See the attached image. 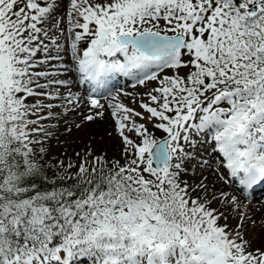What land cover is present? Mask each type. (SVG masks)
<instances>
[{"label":"snow or ice","instance_id":"snow-or-ice-1","mask_svg":"<svg viewBox=\"0 0 264 264\" xmlns=\"http://www.w3.org/2000/svg\"><path fill=\"white\" fill-rule=\"evenodd\" d=\"M81 105L119 155L90 132L46 159L45 121ZM261 187L264 0H0V264H264Z\"/></svg>","mask_w":264,"mask_h":264},{"label":"rangeland","instance_id":"rangeland-1","mask_svg":"<svg viewBox=\"0 0 264 264\" xmlns=\"http://www.w3.org/2000/svg\"><path fill=\"white\" fill-rule=\"evenodd\" d=\"M132 83H130V89L129 86H122L121 89L124 91L131 92L133 91ZM154 86L153 84H150L149 87ZM137 91H144L143 88H137ZM62 91H67L66 89H62ZM75 92V91H74ZM101 96L107 95L106 94H100ZM125 103H130L129 98H124ZM53 103L57 105L64 104V101L57 100ZM55 113L58 115L55 116L53 119L45 121V126L49 128L50 135L47 139L44 141V147L47 149L46 153V159L55 161L57 158L60 159H66L70 157L73 161H75L76 157L73 155L74 151H79L83 147V143L87 142L88 134L92 132L89 130L90 127L85 126L82 130H78L75 127V124L80 123L82 116L85 114L83 111H68L65 114L63 107H55L53 109ZM83 113V114H82ZM79 115V116H78ZM118 143L119 141L117 139L110 138L106 136L105 139L100 140L99 137L95 141H93V147L94 148H104L108 151L109 156H118ZM119 147V146H118ZM66 154V156H65ZM202 156L205 157L206 160L215 159L216 163H219V158L213 156L210 152L204 153L202 150L200 152ZM195 165V162H193ZM195 175H190L189 182L190 183H196L198 182L202 177H205V172H209L208 176H211L213 179H216L215 187L217 190L223 189L224 191H234V189L228 187L224 183V181L220 180L217 181L216 176L214 175V168H201L199 166H196L194 168ZM209 184L211 185L213 182H210L208 180ZM239 195V193H236ZM264 197V191H260L259 194H256V199L252 200L253 205L251 207L253 208V214H255L256 209L259 208V206H262L261 204V198ZM217 205L214 203L213 207H216ZM257 220H259V216L256 217ZM239 220L238 216H234L232 214L229 215V225L230 227L235 228L237 222ZM246 230H247V236L249 239H254V242L259 245L260 243L264 242V232H262L258 227L254 228L251 222L246 224Z\"/></svg>","mask_w":264,"mask_h":264},{"label":"bare ground","instance_id":"bare-ground-1","mask_svg":"<svg viewBox=\"0 0 264 264\" xmlns=\"http://www.w3.org/2000/svg\"><path fill=\"white\" fill-rule=\"evenodd\" d=\"M121 78H123V81H119ZM131 81L128 79V78H124V77H118L116 80L112 81L111 85H110V91H113L115 92L116 90L118 89H121L122 87V84L124 86H129V89H130V83ZM123 86V87H124ZM89 86L87 85H81L79 86V88H73L72 91H75V92H84V90L86 88H88ZM132 88V87H131ZM106 94L107 92H104L103 90L100 92V94ZM84 110V111H83ZM78 111H83V113L87 114V107L86 106H79V110ZM82 113V114H83ZM79 116V115H78ZM89 128V130H91L92 132L96 133L97 134V137H100V136H103V139L106 138V131H109L110 130V126H111V121L110 119L105 118L104 121H96L95 123L93 124H90V125H87ZM159 135V134H158ZM118 146H119V143H118ZM117 146V148H119ZM209 172H205L204 176L208 178V180H210V182H216V179H213L211 176H208ZM262 191H264V188L262 189ZM253 205V203L251 202L250 204V208L252 209V213H253V208L254 207H251ZM261 207V206H259Z\"/></svg>","mask_w":264,"mask_h":264}]
</instances>
